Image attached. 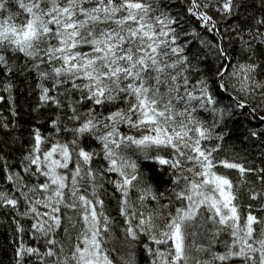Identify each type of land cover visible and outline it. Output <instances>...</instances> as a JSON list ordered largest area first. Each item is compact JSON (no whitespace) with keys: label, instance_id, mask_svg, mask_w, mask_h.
I'll return each mask as SVG.
<instances>
[{"label":"snow or ice","instance_id":"6c2138e0","mask_svg":"<svg viewBox=\"0 0 264 264\" xmlns=\"http://www.w3.org/2000/svg\"><path fill=\"white\" fill-rule=\"evenodd\" d=\"M0 106L9 264H264V0H0Z\"/></svg>","mask_w":264,"mask_h":264},{"label":"trees","instance_id":"16d2710c","mask_svg":"<svg viewBox=\"0 0 264 264\" xmlns=\"http://www.w3.org/2000/svg\"><path fill=\"white\" fill-rule=\"evenodd\" d=\"M23 105V109H27V102L24 101L23 97H21L19 101ZM6 107V106H0ZM27 117L25 116V119ZM238 135V129L234 130V137ZM251 148V146H248ZM252 151H256L255 148H252ZM236 174L233 173V177L235 178ZM3 224V218L0 217V225ZM11 257V249L7 245V234L5 233L4 226H0V264H9V260Z\"/></svg>","mask_w":264,"mask_h":264}]
</instances>
